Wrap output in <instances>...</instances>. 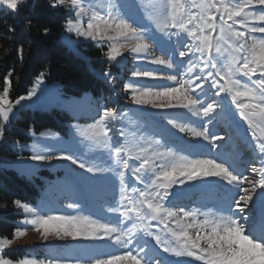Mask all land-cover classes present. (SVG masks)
<instances>
[{
	"label": "snow or ice",
	"instance_id": "obj_1",
	"mask_svg": "<svg viewBox=\"0 0 264 264\" xmlns=\"http://www.w3.org/2000/svg\"><path fill=\"white\" fill-rule=\"evenodd\" d=\"M26 4L28 0H0V10L16 13ZM66 4L68 14L64 17L63 31L95 41L100 47L107 45L104 55L113 65L120 63L123 50L136 54L148 50L149 44L145 41L149 39V29L143 24L145 18L169 40L176 36L179 48L152 37L163 55L154 57L151 63L168 69L187 64L183 73L186 78H179L180 74L161 77L155 70L136 71L134 75L138 78H163L174 86L129 83L126 90L132 93L131 103L160 110L185 109L193 116L209 117L210 124L217 116L230 120L238 113L250 135L246 147H251L252 157L244 163L247 164L245 171L250 169L251 176L244 175L241 165L234 160L217 162V159L192 158L191 152L202 150L204 145L188 146L190 155H185V148L175 151L165 147L159 139L137 137L135 132L128 133L124 129L118 133L123 139L114 140L109 124L126 113L104 107L82 134L107 153L111 166L105 169L81 160L71 149L65 148L59 149L61 154L57 156L34 154L31 159L70 161L93 174L89 177L80 174L84 180H93L104 171L112 172L119 181L118 186L113 184L111 192L117 206L107 207V212L119 214L115 222L91 215L41 214L37 208L14 200L16 208L34 217L24 223L33 225L45 238L53 233L72 240L106 241L125 249L119 254L89 255L94 249L84 248L80 251L88 255V264H192L193 261L264 264V0H163L162 4L154 5L162 11L149 12L147 17L141 14L137 0H117L106 10L92 0H51L49 7L61 9ZM27 23L31 27V23ZM8 31L15 32V27L9 26ZM42 33L47 36L50 28L43 27ZM66 46L79 54L71 41ZM23 51L22 46L17 49L21 60ZM101 75L115 86L116 77L111 68ZM12 76L13 71H8L0 80V142L7 140L8 126L16 112L25 107L23 102L36 97L45 81V73L40 72L26 94L12 97ZM210 91L213 97L220 99L206 103ZM228 97L230 104L225 103ZM163 118L172 128L202 138L213 148L219 147L215 141L223 139L211 134L206 127L197 129L178 123V118H169L167 114ZM164 133L170 141L177 139L166 128ZM14 143L19 144V141ZM209 178H215L216 186L223 193L221 214L187 210L169 199L174 195V186L197 181L206 185ZM220 181L226 183L220 184ZM175 195L178 197L180 193ZM255 201H259V215ZM233 205L238 211L232 210ZM67 207L77 209L79 205L69 203ZM154 227H158L159 232ZM25 233L26 229L18 227L14 235L21 237ZM143 237L151 238L164 254L190 259L169 261L150 248ZM11 244L10 239H0V264H14L12 259L2 255ZM17 264H80V261L56 258L45 262L25 258Z\"/></svg>",
	"mask_w": 264,
	"mask_h": 264
},
{
	"label": "rangeland",
	"instance_id": "obj_2",
	"mask_svg": "<svg viewBox=\"0 0 264 264\" xmlns=\"http://www.w3.org/2000/svg\"><path fill=\"white\" fill-rule=\"evenodd\" d=\"M116 2L117 0H92V3L103 10H106L109 4ZM137 3L141 4V14L145 15V17H147V13L149 12L157 14L162 11L161 7H154V5L162 4L163 0H137ZM62 9L63 17H65L68 14L67 4ZM143 24L149 29L147 33L149 39L145 41L149 44L148 50L140 54L123 50V56L119 58L120 63L117 65H113L106 59L104 53L107 51V45L100 47L95 41L81 39L74 34H68L63 31L61 35L62 43L66 46L67 42L71 41L75 48L78 49L79 54L72 48H68L76 57L85 59L86 61L93 59L94 57L87 53L90 45L102 51L103 56H100L99 59L106 60V62L115 67L114 72L113 67L111 68L113 75L116 77L115 86L106 82L105 78L101 75L102 72L109 68L101 70L99 73L109 93L99 95L97 98L92 93H85L80 97L66 96L62 91L60 83L48 84L44 81L40 86V90L37 92V96L33 97L31 101H24L23 104L25 107L20 108L16 112L15 117L22 110H38L44 112L56 110L68 115V119L62 123V125L66 126L64 132L49 129L41 132L44 134L43 136H41V133L33 135L32 132H29L32 138L31 141L12 137L8 138L6 135L7 140L0 142L1 149L7 143L8 139H10L11 148L18 150L17 158L0 156L3 161L1 162V167L13 169L18 174L32 179L35 183H37V180H35L36 177L43 183L40 193L41 197L38 198L34 205L28 204L37 208L41 214L91 215L93 218L103 217L105 220L111 219L113 222L117 219L118 213L107 212V207L117 206L111 192L113 184L118 186L119 181L112 172L104 171L96 174L93 180H84L80 174H83V177L93 176V174L79 169L78 165H73L70 161L56 159L50 161H34L31 159V156L34 154L57 156L61 154L59 149L65 148L71 149L72 153L81 160L95 163L105 169L111 166L112 161L108 158L107 153L103 149L96 147L87 135L82 134L84 130H87L94 123L98 111L104 107L116 108L121 114L126 113L122 118L109 124L112 128V133L110 134L113 135L114 140L117 138L123 139L118 137V133L121 129H124L128 133L135 132L137 137L143 136L145 139H159L164 143L165 147H171L175 151L185 148L183 153L185 155H190L188 146L204 145L205 147L202 150L191 152L192 158L217 159V162H220V159L234 160L237 164L241 165L240 171L244 175L251 176L250 169L245 171L247 164L244 163L252 157L251 147H246L248 140H250V135L246 131V122L239 117L238 113H235L230 120H225L222 116H217L210 124L208 123L209 117L202 115L193 116L185 109L160 110L151 108L150 106L142 107L131 103L132 93L130 90H126V85L129 83L137 86H151L154 84L174 86L173 82L163 78L159 80L138 78L134 75L136 71L155 70L161 77L180 74L179 78H186L183 73L187 64L182 67L168 69L163 65L151 63L154 57L163 55L160 47L156 45L152 37H155L157 40L167 41L171 45L179 48L177 37L172 36L169 40V37L157 31L154 24L147 18L144 19ZM176 59L179 60V57L177 56ZM106 96L108 97L105 99ZM212 99L219 100L220 98L213 97L210 91L205 102H211ZM230 101L231 98L228 97L225 103L230 104ZM165 114L169 118H178V123L188 124L197 129L206 127L211 134L223 137L222 140L215 141L219 147L213 148L208 141L202 138H196L190 133H181L178 129L172 128L171 125L167 124V120L163 118ZM165 128L174 133L177 138L174 142L168 140L167 135L164 133ZM9 129L10 125L8 126ZM15 141H19V144L14 143ZM258 166L259 164L257 162ZM219 183L224 184L226 182L220 181ZM137 186L142 187V185ZM172 191L174 195L169 199L179 206L185 207L187 210L198 209L201 213L211 212L216 215L221 214L218 209L222 207L221 198L223 193L216 186L215 178H209L206 185L199 181L188 182L187 186L176 185ZM234 192H239V189H234ZM175 193H180V195L177 197ZM116 200H118V196ZM69 203H76L79 207L77 209H69L67 207ZM258 205L259 201H255L257 215L259 214ZM233 209V211H238L235 205H233ZM245 214H247V209H245ZM33 218L31 214L24 213V218L18 222V227L26 229V233L21 237L14 236L12 244L2 254L3 258L12 259L14 264H17L20 259L25 258L45 262L49 259L60 258L71 262L79 260L80 264H88V255H84L80 251L84 248L94 249V252L89 253V255L104 253L119 254L125 251V249L111 245L106 241L72 240L71 238L57 237L53 233H49L45 238L42 232L35 230L33 225L24 223L25 220L30 221ZM153 224L155 225V222ZM154 230L159 232L158 227H154ZM143 240L147 241L150 248H154L156 252H160L151 238L143 237ZM13 251H23L26 255L19 259H13L6 255V253ZM133 251H135V247H133ZM152 254L154 255L155 253ZM160 256L175 262L190 259L176 258L162 252H160ZM192 264H200V262L193 261Z\"/></svg>",
	"mask_w": 264,
	"mask_h": 264
},
{
	"label": "trees",
	"instance_id": "obj_3",
	"mask_svg": "<svg viewBox=\"0 0 264 264\" xmlns=\"http://www.w3.org/2000/svg\"><path fill=\"white\" fill-rule=\"evenodd\" d=\"M51 0H28L19 12L0 11V80L8 71H13L11 96L24 95L35 82L40 72L45 73L48 84L60 83L66 96L80 97L92 93L97 98L106 95L107 86L103 84L99 73L115 67L106 60L101 50L89 46L88 54L94 58L90 61L76 57L61 40L64 24L63 9L49 7ZM31 23V27L28 23ZM9 26L15 32H9ZM49 27L50 33L45 36L43 27ZM23 47L21 60L17 49ZM110 95V94H109ZM108 95V96H109ZM106 96L105 99L108 97ZM68 119L66 113L60 111L44 112L22 110L10 123L8 138L31 141L29 132L35 134L44 130L64 132L62 125ZM18 150L10 146V139L0 149V156L17 158ZM0 157V239L14 238L18 222L24 218L21 209L13 205L14 200L34 205L41 197L43 183L35 177L32 179L18 174L15 170L1 167ZM13 259L23 258L26 253L13 251L6 253Z\"/></svg>",
	"mask_w": 264,
	"mask_h": 264
},
{
	"label": "bare ground",
	"instance_id": "obj_4",
	"mask_svg": "<svg viewBox=\"0 0 264 264\" xmlns=\"http://www.w3.org/2000/svg\"><path fill=\"white\" fill-rule=\"evenodd\" d=\"M220 194H221V193H220ZM217 195H218V193H217ZM221 195H222V194H221ZM221 199H222V198H221ZM221 199H220V200H221ZM258 206H259V205H258ZM232 210H234V209H232Z\"/></svg>",
	"mask_w": 264,
	"mask_h": 264
}]
</instances>
